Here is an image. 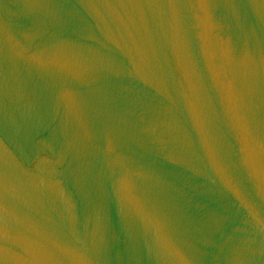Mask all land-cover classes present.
I'll return each mask as SVG.
<instances>
[{
	"label": "water",
	"instance_id": "obj_1",
	"mask_svg": "<svg viewBox=\"0 0 264 264\" xmlns=\"http://www.w3.org/2000/svg\"><path fill=\"white\" fill-rule=\"evenodd\" d=\"M0 264H264V0H0Z\"/></svg>",
	"mask_w": 264,
	"mask_h": 264
}]
</instances>
